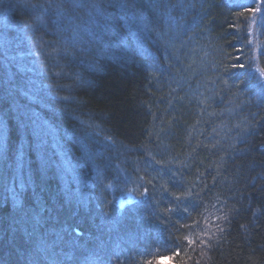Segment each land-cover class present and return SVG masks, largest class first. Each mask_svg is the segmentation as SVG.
Segmentation results:
<instances>
[{
  "label": "trees",
  "instance_id": "16d2710c",
  "mask_svg": "<svg viewBox=\"0 0 264 264\" xmlns=\"http://www.w3.org/2000/svg\"><path fill=\"white\" fill-rule=\"evenodd\" d=\"M0 264H264V0H0Z\"/></svg>",
  "mask_w": 264,
  "mask_h": 264
},
{
  "label": "rangeland",
  "instance_id": "374dc122",
  "mask_svg": "<svg viewBox=\"0 0 264 264\" xmlns=\"http://www.w3.org/2000/svg\"><path fill=\"white\" fill-rule=\"evenodd\" d=\"M260 1V0H259ZM93 2L91 1V4H92ZM199 88H201L200 86H199ZM133 199V196H132V194L131 193H128V194H126V196H125V198H119V202H124V201H126V202H128V201H130V200H132Z\"/></svg>",
  "mask_w": 264,
  "mask_h": 264
},
{
  "label": "snow or ice",
  "instance_id": "6c2138e0",
  "mask_svg": "<svg viewBox=\"0 0 264 264\" xmlns=\"http://www.w3.org/2000/svg\"><path fill=\"white\" fill-rule=\"evenodd\" d=\"M260 7H261V6L258 4V5H257V8L255 9V11H260Z\"/></svg>",
  "mask_w": 264,
  "mask_h": 264
}]
</instances>
